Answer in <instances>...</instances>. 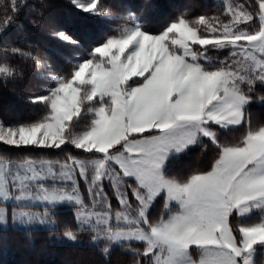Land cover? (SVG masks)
<instances>
[{
    "label": "snow or ice",
    "instance_id": "6c2138e0",
    "mask_svg": "<svg viewBox=\"0 0 264 264\" xmlns=\"http://www.w3.org/2000/svg\"><path fill=\"white\" fill-rule=\"evenodd\" d=\"M0 83L30 110L0 118V233L103 264L264 254V0H0Z\"/></svg>",
    "mask_w": 264,
    "mask_h": 264
},
{
    "label": "trees",
    "instance_id": "16d2710c",
    "mask_svg": "<svg viewBox=\"0 0 264 264\" xmlns=\"http://www.w3.org/2000/svg\"><path fill=\"white\" fill-rule=\"evenodd\" d=\"M51 2L61 5L66 3V0H51ZM112 2L117 3L118 0H112ZM201 2L209 5L210 8L221 4L217 0H201ZM233 2L248 3L249 0H233ZM52 11L59 17L67 16L66 8L55 7ZM36 40L42 54L46 48L56 57L57 54L53 50L55 44L51 42L46 32H41ZM29 86L39 91L36 81H31ZM27 90L28 88L20 85L10 83L4 87L0 83V118H27L30 115V110L25 106L21 94ZM253 112L257 118L264 119V108L254 105ZM182 166L183 162L177 165V167ZM257 254L261 255L260 252ZM128 259L118 250H114L110 264H128ZM0 264H103V257L97 249L87 244L71 245L67 242L50 240L47 231L38 228L31 232V236L24 230L0 233ZM256 264H260L259 260H256Z\"/></svg>",
    "mask_w": 264,
    "mask_h": 264
},
{
    "label": "rangeland",
    "instance_id": "374dc122",
    "mask_svg": "<svg viewBox=\"0 0 264 264\" xmlns=\"http://www.w3.org/2000/svg\"><path fill=\"white\" fill-rule=\"evenodd\" d=\"M219 3L223 4L225 2V0H217ZM260 252V251H257L255 254H254V261H255V264H256V260H259L260 264H264V254H262L261 252V255H258L257 253ZM259 256V257H258Z\"/></svg>",
    "mask_w": 264,
    "mask_h": 264
}]
</instances>
